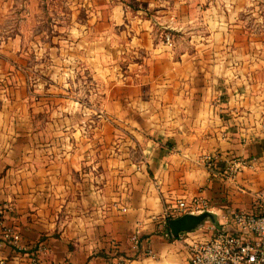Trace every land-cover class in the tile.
I'll return each mask as SVG.
<instances>
[{
	"label": "crops",
	"instance_id": "obj_1",
	"mask_svg": "<svg viewBox=\"0 0 264 264\" xmlns=\"http://www.w3.org/2000/svg\"><path fill=\"white\" fill-rule=\"evenodd\" d=\"M246 4L205 3L194 19L210 26L204 35H191V47H176L173 40L170 45L161 39L153 42L150 32L136 39L134 53L141 48L147 60L134 69L143 72L138 81L147 89L138 88L139 94L127 102L126 156L120 157L116 143L105 159L112 174H122L116 180L111 176L110 185L103 182L100 169L102 131L95 133L89 154L79 142L58 162L51 134L44 139V132L34 128V161L7 162L9 167L0 174V207L12 210L5 209L3 217L24 243L47 238V263L103 264L108 240H115L127 264H189L191 241L208 239L215 227L231 229L235 209L264 207V64L236 44L234 39L242 34L230 29L233 13ZM116 105L112 116L124 119ZM15 135L10 143L0 138V145H11L23 156L30 150L20 147L19 133ZM206 154L216 155L220 174L206 168ZM251 157L256 158L253 168L229 178L223 173L230 158ZM196 195L208 200L206 211L215 223L207 221L172 236L166 209ZM135 227L141 240L138 251L132 252L128 238ZM147 247L150 255L144 254ZM3 262L26 264L24 254L10 246L0 247Z\"/></svg>",
	"mask_w": 264,
	"mask_h": 264
},
{
	"label": "rangeland",
	"instance_id": "obj_2",
	"mask_svg": "<svg viewBox=\"0 0 264 264\" xmlns=\"http://www.w3.org/2000/svg\"><path fill=\"white\" fill-rule=\"evenodd\" d=\"M208 1L216 0H0V138L10 143L19 133L18 145L30 150L20 156L13 146L0 145V174L7 162L34 161L35 128L44 139L51 134L58 162L79 142L88 152L102 131V180L110 185L112 177H121L105 159L116 143L120 157L126 156L127 102L138 88L147 89L138 81L143 72L134 69L147 60L141 48L134 53L136 39L150 32L153 42L191 47V35H204L210 26L196 21ZM246 1L233 13L230 29L242 34L236 44L264 64V0ZM112 104L124 119L112 116ZM5 209L12 210L1 206L0 221L14 227L3 217ZM42 240L47 238L37 241Z\"/></svg>",
	"mask_w": 264,
	"mask_h": 264
},
{
	"label": "built area",
	"instance_id": "obj_3",
	"mask_svg": "<svg viewBox=\"0 0 264 264\" xmlns=\"http://www.w3.org/2000/svg\"><path fill=\"white\" fill-rule=\"evenodd\" d=\"M206 168L212 174H220L215 154L203 157ZM256 158H230L226 162L224 174L233 177L236 173L251 169ZM260 197V196H259ZM258 197V198H259ZM209 202L201 195L189 199H178L173 207L164 213L167 219L176 218L184 213L199 214L206 211ZM232 228L215 227L206 240H194L189 245V264H264V207L252 210H233L230 213ZM140 230L135 227L129 235V246L137 252L140 246ZM20 233L11 225L0 221V247L10 246L24 254L26 264H49L45 256L49 251L47 240L34 244L22 243ZM118 245L111 241L103 264H127V259L118 252ZM150 248L144 254H151Z\"/></svg>",
	"mask_w": 264,
	"mask_h": 264
},
{
	"label": "water",
	"instance_id": "obj_4",
	"mask_svg": "<svg viewBox=\"0 0 264 264\" xmlns=\"http://www.w3.org/2000/svg\"><path fill=\"white\" fill-rule=\"evenodd\" d=\"M207 221L215 223V217L209 211H203L199 214L184 213L176 218H170L168 226L171 235L177 237L180 232L198 229Z\"/></svg>",
	"mask_w": 264,
	"mask_h": 264
},
{
	"label": "trees",
	"instance_id": "obj_5",
	"mask_svg": "<svg viewBox=\"0 0 264 264\" xmlns=\"http://www.w3.org/2000/svg\"><path fill=\"white\" fill-rule=\"evenodd\" d=\"M170 219V217H168L167 219H166V221H168Z\"/></svg>",
	"mask_w": 264,
	"mask_h": 264
}]
</instances>
